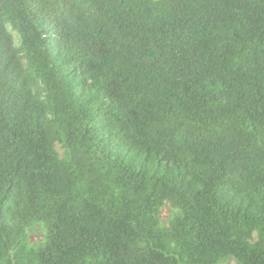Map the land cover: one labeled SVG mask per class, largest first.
I'll return each instance as SVG.
<instances>
[{
  "label": "trees",
  "instance_id": "trees-1",
  "mask_svg": "<svg viewBox=\"0 0 264 264\" xmlns=\"http://www.w3.org/2000/svg\"><path fill=\"white\" fill-rule=\"evenodd\" d=\"M231 262L264 264V0H0V264Z\"/></svg>",
  "mask_w": 264,
  "mask_h": 264
},
{
  "label": "rangeland",
  "instance_id": "rangeland-1",
  "mask_svg": "<svg viewBox=\"0 0 264 264\" xmlns=\"http://www.w3.org/2000/svg\"><path fill=\"white\" fill-rule=\"evenodd\" d=\"M164 214H166V210H164ZM32 236H33L34 239H38L39 236H41V232L38 231V230H35V231L33 232ZM227 264H233V263L231 262V263H227Z\"/></svg>",
  "mask_w": 264,
  "mask_h": 264
}]
</instances>
